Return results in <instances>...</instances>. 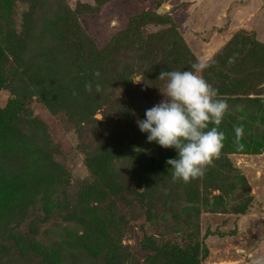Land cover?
<instances>
[{"label":"rangeland","instance_id":"374dc122","mask_svg":"<svg viewBox=\"0 0 264 264\" xmlns=\"http://www.w3.org/2000/svg\"><path fill=\"white\" fill-rule=\"evenodd\" d=\"M81 3L98 8L78 18L96 47L103 49L114 36L117 45L96 69L105 80L91 91L90 103L69 86L80 78L73 62L66 66L71 62L63 59L66 46L56 25ZM29 4L0 0V77L6 78L0 108L10 98L25 100L12 125L19 159L0 153V177L15 197L32 193L25 209L10 205V196L0 211V264H114L116 250L117 264H147L155 251L146 241L197 245V264H249L264 255V147L250 152L248 134L233 131L226 136L232 147L223 140L203 176L174 182L165 162L175 151L146 150V135L136 124L164 98L161 71H191L205 62L197 75L213 87L223 76L219 61L233 53L239 68L231 80L249 85L230 94L228 113L250 124L249 134L264 136V65L251 55L264 54V0H39L28 11ZM159 10L162 22L139 23ZM155 44L163 48L150 59L145 53ZM137 77L143 80L134 83ZM66 84L69 92L58 89ZM56 90L63 95L48 104L38 99ZM256 99L259 111L253 110ZM139 150L146 157L162 152L156 176L136 169ZM102 155L108 163L98 172L91 164ZM42 171L45 184L38 182ZM47 194L56 202L45 212Z\"/></svg>","mask_w":264,"mask_h":264},{"label":"trees","instance_id":"16d2710c","mask_svg":"<svg viewBox=\"0 0 264 264\" xmlns=\"http://www.w3.org/2000/svg\"><path fill=\"white\" fill-rule=\"evenodd\" d=\"M29 2L30 4H29L28 11H31L32 7L33 8L36 7L39 0H29ZM90 10L97 11L98 8H94L90 5L81 3V4H78L73 11L68 10L64 18L62 17L56 21L57 23L56 25L58 27V34L61 37L62 42L66 46V49L64 51L65 53L63 54V59L69 60L71 62V63H66V66L69 64H72V62L75 64V66L78 69L77 70L78 74L76 75V77L78 76L80 78V80H76V81L69 80V86L73 90H79L78 92H81V95H79V93H75V94L77 98H80L81 100L85 101V103L91 102L92 100L91 97L93 94V93L91 94V91H95L97 85L103 86L104 84L105 75H102L100 72H98L99 73L98 77L97 76L92 77V75H94V72L96 71L97 67L100 68L102 66V63L104 61H107L108 56L111 54L112 50L117 46L116 42L114 44V41L116 39V36H114L103 49H99L98 47H96V45L94 44L90 36L87 34V32L82 28V26L78 22L79 16L85 12H89ZM159 13H160V10L158 12L156 11V13H154L153 15L145 14L146 15L145 19L142 18L139 23H144L149 20H155L157 22H162L161 20L162 17L160 16ZM24 19H26V17ZM119 34L126 35L128 33H126L125 31H122ZM261 46L262 45H260V47ZM162 48H163L162 45L155 44L152 46V48L148 49V51L146 52L147 54L145 53V56L150 57V59H154L156 52L162 51ZM262 48H264V46ZM12 50H14V48H11L10 46L9 51L12 52ZM248 52L250 53V51ZM251 55L255 56L253 60L254 63L264 65V61H263L264 54L253 53ZM235 57L236 56H233V53H228L227 56L222 57V59L219 61L218 68L220 69V71L223 70V76L221 77L220 75V77H218L220 79V83L215 84L212 87L216 89L217 91V98L224 100L227 105L230 102V99H228L230 94L234 92H239L241 89H245V87H248L249 85L247 80L246 81L245 80L239 81V79L231 80V74L234 73V71H237L239 68L238 65L233 64ZM225 69H227V73H225ZM262 72H264V67L260 73ZM88 77H91L92 80H90V78ZM31 78L28 81H30ZM5 80L6 78L2 76L0 77V86L5 82ZM86 85L91 86V91L86 90ZM65 86L66 87L59 86L58 89H60L62 92L67 93L69 92L67 90L69 89L68 84H66ZM62 95H63L62 93L56 90V91H52L51 93H47V94H39L38 99L42 101L43 103L48 104L53 98L55 97L57 98V96H62ZM253 101L254 103L256 102V104L253 107V110L259 111V109L255 108V106L262 109L261 107L264 104H262L259 99H256ZM24 102L25 100L22 98H18V97L10 98L7 104L3 108H0V145L3 146L2 148H0V153L4 154L8 152L7 156H10L9 158L14 157L15 158L14 161L16 163L19 159L18 156H16L17 151L19 150V145L16 140V137H14L13 136L14 134H12V131H14L13 129L14 126L12 125H15L16 121L19 119L18 116H20L21 114L19 112L24 109ZM228 111H229V108L227 107L226 112L222 118V121L220 125L218 126V130L221 131L224 135L225 144L227 146L232 147L233 143L227 140L226 136L233 134L232 132L235 131L236 128H240L242 129V131L246 132V134H248L247 135L248 138H250L247 141V144H245L244 146H249V148L251 147L250 152L260 151L261 148L264 147V136L261 137L260 135L258 134L256 135L255 133L249 134L248 128L250 124L245 125V122H242L239 119L237 120L235 116H233L231 113H228ZM144 135L146 134L143 133L141 137L142 136L144 137ZM244 139L245 138L243 137V138H239L238 140L244 141ZM139 142H140V139L134 142V145L137 146ZM148 146H154V148L162 149L160 146L156 145L155 143L147 142L145 146L146 150ZM126 147L128 148L127 145ZM22 152H24V150ZM135 154L138 156V158L136 159L138 162L137 163L138 165H136V169L146 170L148 172V177L152 178V176H156L157 173L154 171L155 168H153V166L154 165L162 166L163 164L161 162V159L163 157L162 152H159L157 154V157L154 155H150L146 157V155L140 150L136 152ZM7 156H6V160H7ZM41 158H43V156ZM108 158L109 156L102 155V156H98L96 159H93V164H91L92 168L98 172L102 171L105 165L108 163ZM23 159L24 157L22 158V160ZM24 165H27V166L31 165L30 163L27 162V158H26V162ZM1 167L2 166L0 165V170H2ZM27 176L28 177H26V183L28 184L29 182V184L31 185L32 182L29 177H32V174L31 173L29 174V171L27 172ZM60 177H61L60 175H57L58 179ZM44 178H46V175L42 171L40 174H38V182H40V180L43 179V184H45L46 181L44 180ZM1 179L2 178L0 177V211L4 210V208L7 209L6 206L8 202L10 201L8 200L10 196L14 197L13 200L10 202V205L18 206L20 209H25L26 208L25 206L27 205L25 202H31L32 193L28 195L26 192H23V193H20L17 197H15L13 194H11V192L4 189V186L6 184L3 185V183L1 182ZM20 198L24 199L23 200L24 202ZM54 201L55 200L51 197V195H48V194L46 196L44 195V197L41 200V204L43 207L42 210H44L45 212H48L50 208L54 206V203H53ZM143 245L147 249L155 251L153 255L148 257L149 259L147 258V261L145 262L147 264H156L159 259L161 260L163 259L165 261H176L177 263H180V264H197V261H198L197 259H195L194 255L192 254L195 250H198L196 248L197 245L195 246L189 245L188 247L187 246L181 247L171 241L157 242V243L146 241L145 243H143ZM115 255H118L117 250L116 252L114 251V255H113V262L114 264H117V261L120 259L119 257L116 258Z\"/></svg>","mask_w":264,"mask_h":264},{"label":"clouds","instance_id":"9594fccd","mask_svg":"<svg viewBox=\"0 0 264 264\" xmlns=\"http://www.w3.org/2000/svg\"><path fill=\"white\" fill-rule=\"evenodd\" d=\"M206 67L205 62H198L192 65L191 71H161L158 78L166 80L164 90H160L164 98L146 109L144 118L136 121L147 142L175 151V158L165 162L174 182L188 183L203 176L206 166L223 147L224 135L218 126L227 104L217 98L216 89L197 75ZM94 75L98 77L99 73ZM142 80L137 77L133 82ZM86 90L91 91V86L86 85ZM96 90L99 91V85ZM240 131L235 129L237 135ZM229 264H239V261ZM249 264H264V255H256Z\"/></svg>","mask_w":264,"mask_h":264},{"label":"water","instance_id":"95a60500","mask_svg":"<svg viewBox=\"0 0 264 264\" xmlns=\"http://www.w3.org/2000/svg\"><path fill=\"white\" fill-rule=\"evenodd\" d=\"M229 262H231V261H219V262H216L214 264H229Z\"/></svg>","mask_w":264,"mask_h":264}]
</instances>
